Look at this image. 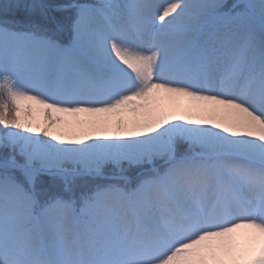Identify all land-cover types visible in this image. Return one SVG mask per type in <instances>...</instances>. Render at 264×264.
<instances>
[{
    "label": "snow or ice",
    "instance_id": "obj_1",
    "mask_svg": "<svg viewBox=\"0 0 264 264\" xmlns=\"http://www.w3.org/2000/svg\"><path fill=\"white\" fill-rule=\"evenodd\" d=\"M0 264H264V0L0 3Z\"/></svg>",
    "mask_w": 264,
    "mask_h": 264
},
{
    "label": "rangeland",
    "instance_id": "obj_2",
    "mask_svg": "<svg viewBox=\"0 0 264 264\" xmlns=\"http://www.w3.org/2000/svg\"><path fill=\"white\" fill-rule=\"evenodd\" d=\"M68 1V0H67ZM5 2V0H0V3H4ZM28 2H30V0H28ZM43 2L44 3H47V4H50V5H59L62 1H58V0H43ZM234 2V0L232 1V0H228V4L229 5H231L232 3ZM53 12H57V11H55V10H53ZM53 12L51 11V15L53 16ZM57 13H59L60 15L62 14V12H57ZM65 15V14H64ZM63 15V16H64ZM61 38H63V35H62V37ZM40 121H42L43 120V116H42V114L41 115H39V118H38Z\"/></svg>",
    "mask_w": 264,
    "mask_h": 264
},
{
    "label": "trees",
    "instance_id": "obj_3",
    "mask_svg": "<svg viewBox=\"0 0 264 264\" xmlns=\"http://www.w3.org/2000/svg\"><path fill=\"white\" fill-rule=\"evenodd\" d=\"M58 1H62L60 4H63V3H67L68 1L67 0H58ZM233 1V0H232ZM53 12V11H52ZM63 15L64 13H62L61 15L57 12H53V16L56 17L57 19H61L63 18Z\"/></svg>",
    "mask_w": 264,
    "mask_h": 264
},
{
    "label": "bare ground",
    "instance_id": "obj_4",
    "mask_svg": "<svg viewBox=\"0 0 264 264\" xmlns=\"http://www.w3.org/2000/svg\"><path fill=\"white\" fill-rule=\"evenodd\" d=\"M37 118H39V115H38V117Z\"/></svg>",
    "mask_w": 264,
    "mask_h": 264
}]
</instances>
